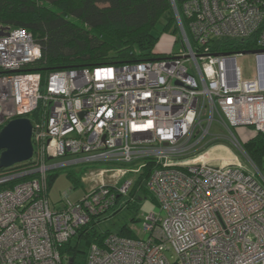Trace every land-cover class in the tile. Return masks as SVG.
<instances>
[{
  "label": "built area",
  "instance_id": "1",
  "mask_svg": "<svg viewBox=\"0 0 264 264\" xmlns=\"http://www.w3.org/2000/svg\"><path fill=\"white\" fill-rule=\"evenodd\" d=\"M171 3L176 54L57 70L44 82L28 70L42 51L32 35L0 36V128L29 119L33 148L28 168L0 172V264H67L61 247L91 220L99 227L132 186L119 179L146 159L156 163L146 188L159 212L138 238L91 244L85 264H264V176L233 131L264 134V0ZM214 40L254 44L255 78L232 84L231 58L243 54H215ZM213 125L225 139L209 142ZM93 165L104 167L94 187L50 201L51 172Z\"/></svg>",
  "mask_w": 264,
  "mask_h": 264
},
{
  "label": "trees",
  "instance_id": "2",
  "mask_svg": "<svg viewBox=\"0 0 264 264\" xmlns=\"http://www.w3.org/2000/svg\"><path fill=\"white\" fill-rule=\"evenodd\" d=\"M188 1L0 0V28H24L40 44L41 57L28 65V70L40 74L44 82L50 72L57 70L118 67L164 56L154 52L159 39L155 35L157 24L163 22L162 32L177 34L171 2L180 10ZM211 42L210 48L215 54L235 55L255 49L254 44L248 41ZM248 128L251 130L248 138H237L244 152L264 176V134L255 132L252 127ZM143 164L126 197H119L111 208L113 213L121 211L124 214L117 232L99 231L97 221L91 220L61 247L60 252L72 259V264H85L88 247L91 244L102 246L110 233L130 239L138 238L135 223L140 221V204L150 200L156 205L154 197L146 188L156 163L146 159ZM28 166L29 160L13 165L8 170ZM65 170L74 190L84 187L81 177L69 171L71 169ZM60 172L57 170L48 175L47 190ZM6 187L1 186L0 189Z\"/></svg>",
  "mask_w": 264,
  "mask_h": 264
},
{
  "label": "rangeland",
  "instance_id": "3",
  "mask_svg": "<svg viewBox=\"0 0 264 264\" xmlns=\"http://www.w3.org/2000/svg\"><path fill=\"white\" fill-rule=\"evenodd\" d=\"M156 28L157 29L155 30V35H157L159 39L154 49L157 51L161 49V47L165 44V47L163 49L165 52L176 54L180 48L179 42L178 41L176 42V39H178V35L177 34L172 35L170 33L162 32L163 22H160L159 24H157ZM235 66H236V77L238 80L248 81V80H252L253 78H255L256 61L253 55L235 56ZM222 131L223 129H221V127H218L217 125H213L211 129V137L209 138L210 139L209 142L213 138H216V137H221L222 139H225L227 135L225 130L221 135H217L221 133ZM233 131L235 135L239 137L240 139L248 138L249 135L251 134V130L246 127H237ZM212 141H215V140H212ZM219 150L220 151L218 152H216L217 151L216 150L215 153L221 154L220 156L224 157L226 161L232 159L231 155L228 152L224 151L223 149H219ZM103 168H104L103 166L99 167L97 165L86 167L84 170L81 166L71 168V170L69 171H72L73 173H75L77 177H81L83 185H84V187H78L75 190L73 189L72 183L67 177L68 172H65L67 170H65V168L60 170L62 172L58 173L54 182L50 186V189L48 190V196H49L50 201L52 203H56L60 201L65 195L66 197H69L71 199L78 198L84 190L85 191L90 190L98 182V180H96L97 178H94L93 176V171L101 170ZM112 169L115 170V169H122V168L118 166H114ZM114 176H115V173L106 174L104 176V180L106 182H112L114 179ZM135 176H136L135 174L127 172L125 173V175H123L119 179L118 184H123L127 180L133 181ZM158 212H159V209L157 205L152 203L150 200H145L140 204V212H139L140 221L135 223V228L139 231V233H142V229H143L146 216L149 215L150 213L157 214ZM123 215L124 214L121 211L116 212V213H113V211L108 212V214H106L104 217L101 218V221L99 223V229H100L99 231L110 230L112 232H117L118 226L123 220ZM168 258L171 261H173V256H169L168 254Z\"/></svg>",
  "mask_w": 264,
  "mask_h": 264
},
{
  "label": "water",
  "instance_id": "4",
  "mask_svg": "<svg viewBox=\"0 0 264 264\" xmlns=\"http://www.w3.org/2000/svg\"><path fill=\"white\" fill-rule=\"evenodd\" d=\"M7 28H0V36L5 35ZM256 52H243V55L254 54ZM228 78L235 84L236 66L235 57L231 58ZM32 125L29 119L19 118L8 122L0 130V170L7 169L18 163L28 161L32 157L33 148L31 142ZM69 259L67 264H72Z\"/></svg>",
  "mask_w": 264,
  "mask_h": 264
},
{
  "label": "crops",
  "instance_id": "5",
  "mask_svg": "<svg viewBox=\"0 0 264 264\" xmlns=\"http://www.w3.org/2000/svg\"><path fill=\"white\" fill-rule=\"evenodd\" d=\"M164 47H165V44L161 47V49H159V50H155L154 49V52L155 53H159V54H161V55H167L169 52H165L163 49H164ZM244 139H246V138H244ZM84 170V169H83ZM83 192H85V190L83 191Z\"/></svg>",
  "mask_w": 264,
  "mask_h": 264
}]
</instances>
